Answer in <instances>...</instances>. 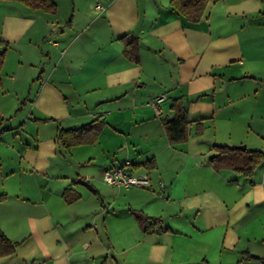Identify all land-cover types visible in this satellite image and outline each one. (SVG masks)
Returning a JSON list of instances; mask_svg holds the SVG:
<instances>
[{
  "label": "crops",
  "instance_id": "obj_1",
  "mask_svg": "<svg viewBox=\"0 0 264 264\" xmlns=\"http://www.w3.org/2000/svg\"><path fill=\"white\" fill-rule=\"evenodd\" d=\"M170 1L0 0V230L18 244L0 264H264V163L246 178L209 162L215 146L264 152V0H208L196 23ZM176 99L188 136L171 144ZM95 120L93 143L57 144ZM127 162L148 187L104 183Z\"/></svg>",
  "mask_w": 264,
  "mask_h": 264
},
{
  "label": "trees",
  "instance_id": "obj_2",
  "mask_svg": "<svg viewBox=\"0 0 264 264\" xmlns=\"http://www.w3.org/2000/svg\"><path fill=\"white\" fill-rule=\"evenodd\" d=\"M15 1L32 10H40L45 13L55 14L56 5L53 0H4ZM208 0H171V7L181 15L187 22H198L203 14ZM119 40L124 45V55L131 62H138V47L139 42L134 35H124ZM4 53L0 54V65L3 61ZM171 110L174 116L170 120L163 119V126L171 144H178L186 141L188 136L189 121L187 118V110L185 102L182 99H176L172 102ZM101 122L95 120L88 125L78 129H60L57 134V144L65 150H70L74 146L93 143L101 129ZM215 154L210 158L209 162L214 169L229 168L234 172L249 178L253 175L255 169L264 163V152L239 150L237 148H230L227 146H215ZM65 201L70 204L77 196L72 195L70 191L63 193ZM3 196H0L2 199ZM136 219L140 229L143 232L161 231V220L158 218H151L136 211H131ZM18 244L12 243L0 230V256L13 255ZM250 260H257L256 258L248 256Z\"/></svg>",
  "mask_w": 264,
  "mask_h": 264
},
{
  "label": "built area",
  "instance_id": "obj_3",
  "mask_svg": "<svg viewBox=\"0 0 264 264\" xmlns=\"http://www.w3.org/2000/svg\"><path fill=\"white\" fill-rule=\"evenodd\" d=\"M101 9L100 6H97ZM162 98L155 101L159 103ZM103 181L106 185L115 188H130V187H148L150 180L147 175H133L131 171V163L127 162L123 167L106 168L102 174Z\"/></svg>",
  "mask_w": 264,
  "mask_h": 264
},
{
  "label": "water",
  "instance_id": "obj_4",
  "mask_svg": "<svg viewBox=\"0 0 264 264\" xmlns=\"http://www.w3.org/2000/svg\"><path fill=\"white\" fill-rule=\"evenodd\" d=\"M236 148L239 150H242V151L245 150V146H243V145L237 146ZM76 184L81 185V186L87 188L88 190H92V187L87 183V181H85L83 179H77Z\"/></svg>",
  "mask_w": 264,
  "mask_h": 264
},
{
  "label": "rangeland",
  "instance_id": "obj_5",
  "mask_svg": "<svg viewBox=\"0 0 264 264\" xmlns=\"http://www.w3.org/2000/svg\"><path fill=\"white\" fill-rule=\"evenodd\" d=\"M241 264H253L252 262H243ZM262 264V263H261Z\"/></svg>",
  "mask_w": 264,
  "mask_h": 264
}]
</instances>
